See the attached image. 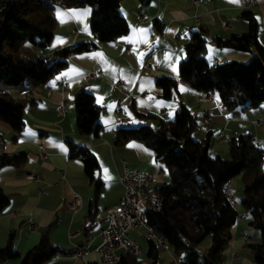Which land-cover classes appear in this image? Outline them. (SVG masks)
Masks as SVG:
<instances>
[{
	"label": "crops",
	"instance_id": "crops-1",
	"mask_svg": "<svg viewBox=\"0 0 264 264\" xmlns=\"http://www.w3.org/2000/svg\"><path fill=\"white\" fill-rule=\"evenodd\" d=\"M244 11H251L257 17L258 39L264 46V0H257L256 5L248 8L242 7L240 0H121L120 12L128 21L129 31L112 41H100L92 34L90 6L56 8L53 39L38 55L47 56L80 41L95 42L97 47L71 55L68 66L46 84L35 87L31 97L37 103L25 109L21 131L15 132L0 120V150L24 152L27 156L21 167H0V186L11 195L9 204L0 212V247L6 245L10 233L14 232V249L20 254L0 264H19L48 225L50 239L62 248L73 251L86 243L89 247L79 258H71V251L44 264L99 262L96 250L101 242L99 232L107 223L106 208L123 197L120 182L123 170L132 167L145 170L153 177L150 184L153 190L169 181V173L157 161L152 149L136 140L122 145L113 141L118 127L145 122L157 127L161 118L174 117L177 103L160 95L161 89L156 85L158 76L178 78L179 99L198 118L194 137L203 138L211 131V156L229 158V139L240 133H251L263 145L264 102L227 109L216 94L209 93V98L202 99L207 92L197 91L178 74L179 62L186 55L184 44L193 30L203 26L208 37L244 32L248 29V21L242 16ZM156 19L163 22L162 27L154 23ZM208 43L211 46L204 56L209 60L217 58L218 62H224L247 56V52ZM84 85L93 93L95 102L105 106L101 117L103 129L98 135H82L76 126L74 94ZM48 89L50 96L46 95ZM134 105L151 117L136 115ZM222 131L225 136L220 135ZM87 151L94 153L99 161L92 177L85 172L81 159ZM238 177H233L230 183L239 206L243 192L238 197L239 184L235 182ZM97 181L100 183L99 211L95 225L85 233L83 225ZM73 194L81 197L80 205L74 209L67 205ZM250 222L251 218L240 213L232 226V239L224 252L226 264H255L246 244L259 242L260 233ZM130 234L140 242L146 236L142 227L133 228ZM117 252L121 253V249ZM142 254L143 250L137 255L138 264H151L148 254ZM184 257L174 254L165 244L161 264H183Z\"/></svg>",
	"mask_w": 264,
	"mask_h": 264
},
{
	"label": "trees",
	"instance_id": "trees-1",
	"mask_svg": "<svg viewBox=\"0 0 264 264\" xmlns=\"http://www.w3.org/2000/svg\"><path fill=\"white\" fill-rule=\"evenodd\" d=\"M148 1V0H141ZM121 0H0V120L15 132L24 128V111L35 106L31 96L20 97L18 92L27 87L46 84L52 76L68 66L70 56L92 50L97 44L80 41L63 46L47 56L32 55L23 50L25 42L45 50L51 43L57 24L58 6H90V30L100 41H112L129 31L127 19L120 12ZM242 16L248 29L228 37L211 36L205 27L191 32L184 44L186 55L179 62V77L200 92L216 94L227 109L237 106H256L264 102V46L258 39V21L251 11ZM158 27L162 23L154 21ZM208 41L254 52L246 62L231 59L214 63L204 56ZM178 78L161 75L156 78L160 95L176 101L172 119L161 118L157 127L145 122L136 126L118 127L114 143L122 145L136 140L152 149L158 162L169 173V181L154 188L162 196L158 210H146L145 218L162 235L165 244L176 255H185L183 264H226L224 252L232 239V226L240 216L226 191L227 184L240 175L243 197L240 205L250 214L251 224L259 230L260 241L249 242L246 248L255 264H264V145H256L251 133H240L229 139L230 157L211 156V131L203 138H195L197 115L179 99ZM76 126L82 135H98L103 129L101 117L105 106L97 104L93 93L82 86L74 94ZM136 115L149 119L151 114L138 111ZM70 145L72 142L69 141ZM2 135L0 132V146ZM81 159L85 172L92 177L99 167L96 155L85 152ZM24 152L0 150V167L25 165ZM100 183L96 182L83 225L87 233L94 225L99 211ZM11 195L0 186V212L9 204ZM50 225L43 228L40 239L19 264H44L53 257L71 252L50 239ZM209 238L206 248L200 244ZM147 254L151 264H161L162 246L147 237ZM20 254L14 249V232L5 246L0 247V261L15 259ZM137 255L124 253L115 264H138ZM89 264H101L90 262Z\"/></svg>",
	"mask_w": 264,
	"mask_h": 264
},
{
	"label": "built area",
	"instance_id": "built-area-1",
	"mask_svg": "<svg viewBox=\"0 0 264 264\" xmlns=\"http://www.w3.org/2000/svg\"><path fill=\"white\" fill-rule=\"evenodd\" d=\"M256 3L257 0H240V4L244 8L252 7ZM211 61L217 63L218 59L212 58ZM35 91V88L27 87L21 89L18 95L28 97L32 96ZM50 94L51 90L48 89L46 95L50 96ZM209 97V93H204L201 98ZM256 123L259 124L262 121H256ZM220 135L225 136L223 131L220 132ZM252 140L256 145H259L257 138L253 137ZM152 179L151 174L139 167L125 168L120 174V182L124 190L123 197L120 202L106 208L107 223L99 232L101 242L96 250L100 256L101 264H115L124 253L138 255L142 251V244L130 234V231L136 227H142L147 237L164 247V237L158 234L145 218L146 210H158L162 202V196L150 189ZM230 182L226 186V191L231 203L238 207ZM80 202L81 197L78 194H73L67 205L74 209L80 205ZM88 247V243L78 246L70 253V257L76 259L83 256L88 252ZM118 248L121 249V253L117 252Z\"/></svg>",
	"mask_w": 264,
	"mask_h": 264
},
{
	"label": "rangeland",
	"instance_id": "rangeland-1",
	"mask_svg": "<svg viewBox=\"0 0 264 264\" xmlns=\"http://www.w3.org/2000/svg\"><path fill=\"white\" fill-rule=\"evenodd\" d=\"M208 46H211L209 43H207V47ZM23 50L25 51V52H28V53H30V54H32V55H38V53L40 52V51H42V49H40V48H37L35 45H33L32 43H30V42H25L24 43V45H23ZM38 52V53H37ZM254 55V52H247V56H245V57H239V58H236V59H238V60H241V61H244V62H246V61H248L252 56ZM256 122V121H255ZM153 127H155V126H153ZM262 144L264 145V141H262ZM239 177L236 179V183L237 184H239V186H238V197L242 194V189H243V185H242V181H241V176L240 175H238ZM236 194V193H235ZM239 200V199H238ZM238 210H239V212L240 213H245V217L246 218H251V216H250V214L243 208V206L242 205H240V203H239V206H238ZM253 229L254 230H256L257 232H259V230L258 229H256L255 227H253ZM144 230V229H143ZM146 238H147V236H145V235H143L142 237H141V241L142 242H140V241H138L139 243H143L142 244V246H143V248H142V250H143V254L142 255H145L146 256V254H147V250H148V243H147V240H146ZM210 242V240H209V238H206L201 244H200V247L201 248H205V246L207 245V243H209ZM175 254V253H174Z\"/></svg>",
	"mask_w": 264,
	"mask_h": 264
}]
</instances>
